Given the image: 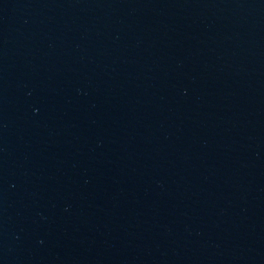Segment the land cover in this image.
Here are the masks:
<instances>
[{
    "label": "water",
    "instance_id": "water-1",
    "mask_svg": "<svg viewBox=\"0 0 264 264\" xmlns=\"http://www.w3.org/2000/svg\"><path fill=\"white\" fill-rule=\"evenodd\" d=\"M0 264H264V0H0Z\"/></svg>",
    "mask_w": 264,
    "mask_h": 264
}]
</instances>
